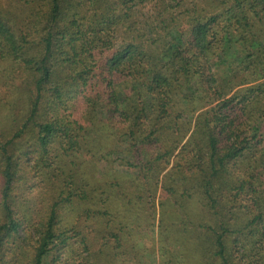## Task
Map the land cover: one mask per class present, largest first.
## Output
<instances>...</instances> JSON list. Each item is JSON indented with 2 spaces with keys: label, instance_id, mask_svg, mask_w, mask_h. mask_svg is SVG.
<instances>
[{
  "label": "trees",
  "instance_id": "1",
  "mask_svg": "<svg viewBox=\"0 0 264 264\" xmlns=\"http://www.w3.org/2000/svg\"><path fill=\"white\" fill-rule=\"evenodd\" d=\"M153 1L0 0V264H143L133 209L93 196L117 138L153 219L160 192L143 251L264 264V0Z\"/></svg>",
  "mask_w": 264,
  "mask_h": 264
},
{
  "label": "rangeland",
  "instance_id": "2",
  "mask_svg": "<svg viewBox=\"0 0 264 264\" xmlns=\"http://www.w3.org/2000/svg\"><path fill=\"white\" fill-rule=\"evenodd\" d=\"M181 1L180 4H177L178 1H172L169 2L170 4L174 6L172 8L173 13L179 14L183 12L184 10H188L191 6H194L195 4L199 6V9L203 10L206 13H210L213 11H216L219 7V0H179ZM155 2H161V0H154L153 4ZM163 3V0H162ZM165 3V2H164ZM161 4L162 6L164 5ZM146 12V11H145ZM150 21L153 23H158L160 21V18H158L156 15L149 13ZM187 19V13H184L183 16L180 18V20H177L178 23L184 25V28L187 27L186 23ZM137 20L144 21V18L140 15ZM121 44L119 40L116 41L115 45ZM228 56L230 58V64L235 61L239 57V53L237 50V47H230L228 51ZM233 66V64H231ZM214 68L217 69L222 75L227 74V66L225 63L221 64V62H215ZM229 75V74H228ZM227 77V76H225ZM127 92H130L129 89H126ZM123 92V91H122ZM195 119V116L193 117ZM195 122L193 123L190 132L186 138L191 135L192 131L194 130ZM128 146V141L126 138H117V140L114 142L113 147L110 146L109 150H106L105 152H110L111 155L108 158H101L97 163L94 165V171L97 175L98 184L94 188L93 196L96 197H103L104 199H107L110 197L111 193V187L114 188L113 193V200L117 205L114 207H118L122 210L126 209H133L131 214L127 216L125 220V229L126 230H134L136 232L141 231L142 236H146L142 239V241L138 240L136 237L138 235H135L136 244L139 245V253L140 259H142L143 264H161L160 259V251H157L155 254H152L151 252L143 251L144 248L151 249V236H153V229L154 226L156 227L159 224L160 219V210L162 209L159 205V195L157 198V212L156 217L153 219V210L150 206H148V209H145V201L144 199L141 200V193L144 194L143 189H141L140 186L135 184L132 181L133 175L137 173V169L133 166H130L127 161V155L124 152L126 147ZM103 152V153H105ZM105 153V154H106ZM88 159V161L86 160ZM90 158L85 157V162L83 165L78 166L77 169H79L80 174L82 175V180L88 182V174L92 175L91 173V164L89 161ZM82 162L84 161V158L81 159ZM120 185V186H118ZM115 191V192H114ZM146 198V194H144ZM105 203L100 204L99 206L95 207V209H108L110 206L109 204L105 205ZM112 207V206H111ZM165 209H174L171 206H165ZM189 209V208H188ZM169 214L166 215L168 217V221H170ZM107 219L109 217H106ZM155 221V222H154ZM153 228V229H152ZM32 238L35 239L32 235ZM143 242V244H142ZM156 244V242H155ZM158 244V243H157ZM141 245V246H140ZM182 264H187V262H182ZM191 264H196L191 262Z\"/></svg>",
  "mask_w": 264,
  "mask_h": 264
}]
</instances>
